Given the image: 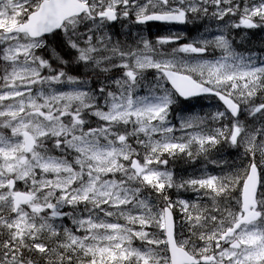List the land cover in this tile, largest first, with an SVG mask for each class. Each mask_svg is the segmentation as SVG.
<instances>
[{"label":"snow or ice","instance_id":"obj_1","mask_svg":"<svg viewBox=\"0 0 264 264\" xmlns=\"http://www.w3.org/2000/svg\"><path fill=\"white\" fill-rule=\"evenodd\" d=\"M237 29L264 0H0V264H264V46Z\"/></svg>","mask_w":264,"mask_h":264},{"label":"trees","instance_id":"obj_2","mask_svg":"<svg viewBox=\"0 0 264 264\" xmlns=\"http://www.w3.org/2000/svg\"><path fill=\"white\" fill-rule=\"evenodd\" d=\"M245 44L247 45L246 49H258L262 46H264V40L262 39V35L260 33V31L258 29H251V30H247V34H244V40ZM185 166V162L183 161H178L176 164V168L177 170L180 171V173H184L185 170L183 169V167Z\"/></svg>","mask_w":264,"mask_h":264},{"label":"rangeland","instance_id":"obj_3","mask_svg":"<svg viewBox=\"0 0 264 264\" xmlns=\"http://www.w3.org/2000/svg\"><path fill=\"white\" fill-rule=\"evenodd\" d=\"M261 33H262V35H263V37H264V31H261ZM234 35H235V37L237 36V33H233ZM244 42V40L242 41V43ZM216 55L218 56V55H220V53L219 52H217L216 53ZM204 110L205 111H209V110H211L209 107H205L204 108ZM186 195H188V194H186ZM139 242H137V244H138Z\"/></svg>","mask_w":264,"mask_h":264}]
</instances>
